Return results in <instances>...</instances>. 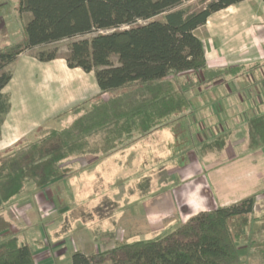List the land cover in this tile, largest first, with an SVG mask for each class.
I'll return each mask as SVG.
<instances>
[{
	"label": "trees",
	"instance_id": "trees-1",
	"mask_svg": "<svg viewBox=\"0 0 264 264\" xmlns=\"http://www.w3.org/2000/svg\"><path fill=\"white\" fill-rule=\"evenodd\" d=\"M243 1L204 0L194 11L185 0H18L19 12L31 17L25 37L0 48V121L11 107L3 92L13 77L8 67L35 49L38 61L56 60L57 49L43 47L63 40H72L63 57L67 66L93 73L100 92L74 107L64 127H39L33 140L0 151V212L28 183L43 189L61 178L69 158L106 157L148 143L190 114L191 94L232 72L208 67L195 31ZM257 124L253 147L264 144V123ZM224 145L225 138L214 137L201 152ZM255 204V196L249 197L200 213L171 233L107 252L76 251L72 264H243L235 229L247 225ZM9 227L0 214V264H36L31 246L10 235Z\"/></svg>",
	"mask_w": 264,
	"mask_h": 264
},
{
	"label": "crops",
	"instance_id": "crops-1",
	"mask_svg": "<svg viewBox=\"0 0 264 264\" xmlns=\"http://www.w3.org/2000/svg\"><path fill=\"white\" fill-rule=\"evenodd\" d=\"M195 32L204 44L208 67L232 72L219 82L196 89L191 94L190 114L157 132L150 142L140 141L149 149L139 155L133 149L137 156L128 164L134 171L130 175L136 176L143 168L133 185L139 192L127 187L126 194L117 197L112 192L114 184L109 186L112 189L108 196L95 198L88 206H80V198L68 203L63 192L53 199L58 210L54 208L44 216L37 210L51 202L43 195L50 186L37 189L33 185V190L26 189L13 200L21 211L15 234L20 242L31 246L36 264H72L76 251L99 254L122 243L171 233L200 213L249 197L255 196L257 204L264 201V144L251 145V138L257 134L251 122L264 123V1L246 0L230 6L212 15ZM25 54L16 59L12 80L3 91L10 98V114L20 107L25 115V72L38 84L45 79L48 63L54 65L53 72L62 70L55 65L56 60L39 61L40 67L32 58L26 60ZM66 67L75 73L72 90L83 81L93 86L90 96L78 91V101H87L100 92L93 73ZM18 83L24 87L17 89ZM47 96L42 98V105L53 96L51 104L57 105V93ZM214 137L225 138L224 147L201 152V147ZM130 148L111 158L130 154ZM174 178L179 181L175 183ZM62 181L59 178L53 185ZM126 202L131 205L126 207ZM97 215L103 222L93 220Z\"/></svg>",
	"mask_w": 264,
	"mask_h": 264
},
{
	"label": "rangeland",
	"instance_id": "rangeland-1",
	"mask_svg": "<svg viewBox=\"0 0 264 264\" xmlns=\"http://www.w3.org/2000/svg\"><path fill=\"white\" fill-rule=\"evenodd\" d=\"M203 1L204 0H189V2H185V7L188 6L191 10L195 11L203 7ZM18 8V0H0V48L15 44L25 37V26L30 20L31 14H21ZM91 36H86V38H90ZM71 42L72 40H63L48 47H43L48 49H57L59 58L56 59L55 65L62 67V70H56L53 72V64L48 63L46 66L44 65L46 67L44 72L45 79L38 84H35V82L30 80L29 73L25 72V106H23V109L25 107V115L24 112L22 114V112L19 110L21 109L20 107H15L16 109L12 111V114H7L0 121V151H4L7 147H11L19 139L33 140L35 138L36 130L39 127H64L73 119L74 112L72 109L86 101V99L78 101L79 97L75 94L78 91H83L85 95L90 96L92 93L93 86L89 84L88 81H83V84H80L79 88L76 90L74 88V90H72V83L74 81L73 79L75 77V73L72 71L69 72V70H67L65 61L63 59V57L69 52V45ZM36 51L38 50L35 49L25 52V57H27L26 60L32 58L30 60L33 62L37 61L38 65L42 67V64L40 65L39 61L34 58ZM113 61L114 63H117L116 58H114ZM15 65L16 64L14 62L8 67V70L12 72V75L15 71ZM51 71L52 74H50ZM54 86L56 89H51V87ZM20 87H24V85L18 83L17 89ZM52 93H54V95H56V93L58 94V97L56 98L58 101L57 105L51 104L55 96L49 97L48 101H46L47 104L44 103L42 105V98H46L48 97L47 95ZM85 106L88 107V104H85ZM251 123L252 130L256 131L255 127L258 124L253 122ZM20 135L23 136L19 137ZM262 135H264V131ZM177 143L180 144L179 138H177ZM133 145L118 151L123 153V151L131 147L130 149L132 151H130V154H122L114 158H111L113 157L112 155L106 157L87 155L83 157H71L66 160L63 163V168L66 169V172L61 177L63 181L54 185L53 182L51 185H49L50 191H45L43 195L51 202H46L42 206V209H38V214H42L44 216L45 213H51L50 210H54V208H56L57 211V201L53 199L54 197L56 198V195L63 194V192V198L65 194V197H68V203H70L71 199L73 200V198H76L77 200L80 198L81 201H78L80 206H88L93 201V199L96 198L95 200H100V197L103 195L108 196L109 190L112 189L110 187H112L114 184L115 189L117 190L113 189L112 192L118 194L117 197L120 196L122 198L123 195L126 194L125 191L127 187H130L132 191L136 192L137 189L134 188L133 185L138 181L137 178L140 177L139 172H143V168L137 173L136 176L130 175V173L134 171L132 166L128 164L132 163L131 159L133 156H137V151H139V155L145 149H149L150 146L144 145L142 142H138V145L136 146ZM178 147L180 148L181 146ZM133 149H136V152L133 151ZM128 157L129 159H127ZM116 176L118 177V179H116L117 182L114 181V177ZM173 181L177 183L179 180L178 178H174ZM171 184L172 182H170V185ZM32 186L33 184L28 183L25 190H33L34 188H31ZM59 189H61V191ZM30 190H27L26 193L31 192ZM137 191L139 192V190ZM124 198L126 197L124 196ZM124 205L129 207L131 203L126 202ZM127 212L129 213L130 211ZM0 214L10 226V235L16 236L15 228L17 227L16 224L21 214L19 204L8 205L0 212ZM98 217V215L97 217H93V220L103 222V220ZM235 231L236 233L239 232L237 245L243 264H264V201H261L258 204L256 203L255 213H253L248 218L247 225L238 227L235 229ZM107 251L110 250L107 249L104 252ZM104 264L114 263L108 261Z\"/></svg>",
	"mask_w": 264,
	"mask_h": 264
}]
</instances>
